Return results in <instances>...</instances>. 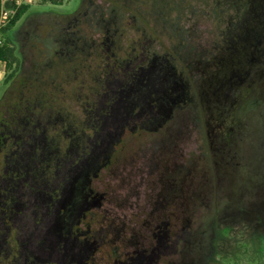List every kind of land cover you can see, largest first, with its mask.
<instances>
[{"label": "rangeland", "instance_id": "1", "mask_svg": "<svg viewBox=\"0 0 264 264\" xmlns=\"http://www.w3.org/2000/svg\"><path fill=\"white\" fill-rule=\"evenodd\" d=\"M28 2L0 67V102L26 98L0 130V264H113L88 212L100 238L168 160L207 196L118 264H264V0Z\"/></svg>", "mask_w": 264, "mask_h": 264}, {"label": "flooded vegetation", "instance_id": "2", "mask_svg": "<svg viewBox=\"0 0 264 264\" xmlns=\"http://www.w3.org/2000/svg\"><path fill=\"white\" fill-rule=\"evenodd\" d=\"M115 66L124 64L123 59L117 58ZM15 117V112L9 115L8 124L0 123V130L11 125L12 119ZM8 143L6 136L0 135V151L4 153L3 158L7 160L8 155L5 153V144ZM168 161L161 162L156 166L158 169L153 173L152 178L153 186L148 189L147 182L143 180L141 183V192H138L137 199L139 207L137 209H131L125 207L121 213L116 212L114 208L110 207L105 209L103 215L104 228L107 230L105 235L96 238V234L92 232V229L98 228L97 220L100 215L99 212L90 210L88 214L91 215L89 221L88 237L90 241L97 245L98 249L105 247L107 249V257L109 261L113 260V264L122 263L128 260L133 254L138 251H148L151 247H157L160 242L159 236L163 231L166 233L168 241L176 239V225L178 220L175 218L176 215V204L178 207L184 205V211L197 210V207H201V203L198 204L199 198H205L207 192L204 188L205 184L201 183L199 187L194 191L188 190L189 177H191V169L185 167H175L174 164ZM146 183H145V182ZM148 189V190H146ZM148 191V192H147ZM141 193L146 198L144 203L141 198ZM146 202V206L144 205ZM194 204V207H191ZM141 206V207H140ZM102 213V212H101ZM103 220V219H102ZM82 224V223H81ZM119 226V227H118ZM113 227L120 228L117 233L118 236L114 238L113 250L109 251V245L107 244V238L111 235ZM129 237V240H126ZM100 239L102 241H100ZM100 241V244H98ZM130 244L133 250L129 251L124 243ZM134 242V243H133ZM103 257V258H107ZM166 261L159 257L157 264H164ZM171 262L168 260L167 264Z\"/></svg>", "mask_w": 264, "mask_h": 264}, {"label": "trees", "instance_id": "3", "mask_svg": "<svg viewBox=\"0 0 264 264\" xmlns=\"http://www.w3.org/2000/svg\"><path fill=\"white\" fill-rule=\"evenodd\" d=\"M29 9H30L29 5L21 7L18 10L15 18L12 20V22L8 25L7 28H5L2 31V33L0 35V62L6 63L8 70H11L12 67L14 66V64L18 63V59H17L16 54H15V49L13 48V44H12L11 39L8 37V33L12 28L15 27V25L28 12ZM10 77H13V74L11 76H9V78ZM18 90L19 89H17V86L16 87L13 86L7 92V94L2 99V101L0 102V121L1 122L8 121L5 119L6 118L8 119L9 115L13 113V112H11V110H14L15 104L17 102H20V101L26 99L24 94H21V96L20 95L18 96V92L20 93V91H22V90H20V91H18ZM3 111L5 113H8V114L1 116Z\"/></svg>", "mask_w": 264, "mask_h": 264}, {"label": "built area", "instance_id": "4", "mask_svg": "<svg viewBox=\"0 0 264 264\" xmlns=\"http://www.w3.org/2000/svg\"><path fill=\"white\" fill-rule=\"evenodd\" d=\"M28 5V0H0V35L15 18L18 10ZM0 67L4 69L3 73H5L7 68L6 63L0 62Z\"/></svg>", "mask_w": 264, "mask_h": 264}]
</instances>
